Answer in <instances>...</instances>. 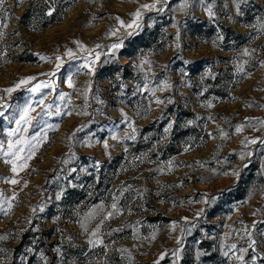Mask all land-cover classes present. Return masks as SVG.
<instances>
[{"label":"rangeland","instance_id":"1","mask_svg":"<svg viewBox=\"0 0 264 264\" xmlns=\"http://www.w3.org/2000/svg\"><path fill=\"white\" fill-rule=\"evenodd\" d=\"M0 33V264H264V0H5Z\"/></svg>","mask_w":264,"mask_h":264},{"label":"snow or ice","instance_id":"2","mask_svg":"<svg viewBox=\"0 0 264 264\" xmlns=\"http://www.w3.org/2000/svg\"><path fill=\"white\" fill-rule=\"evenodd\" d=\"M4 2H5V0H0V6H2V5L4 4ZM234 2H235V0H234ZM141 7L147 9V8H149V7H155V5H154V4H153V5L145 4V5H142ZM185 7H187V3H184V4L182 5V8H185ZM208 14H209V16L214 15V13L211 11V9L208 10ZM48 15H51V12H49ZM133 16H134V17H137V18L140 16V11H139V9L133 14ZM116 19L119 21V23H120L122 26L124 25V22L121 21V20H119L118 17H117ZM136 26L139 27V25H136ZM127 27H132V25H131V24H130V25H127ZM112 34H114V33H112ZM129 34L131 35V33H129ZM2 35H3V33H0V36H2ZM76 43L79 45V42H76ZM79 46H80L81 48H83L82 45H79ZM121 46H122V45H121L120 43H114V44L111 45V49L116 50V49H119ZM178 46H179V45H177V47H178ZM97 47H99V46H97ZM244 54H245V55H248L249 53H248L247 50H245ZM65 55L71 56V55H72L71 50L67 51V52L65 53ZM40 58H41L42 60H46V59H48L47 57H43V56H41ZM98 58H99V57L97 56V59H98ZM56 60H57V61H60V60H61V57H59V56L56 57ZM261 63H264V62H261ZM85 67H88V65H85ZM57 68H59V64H57ZM89 71H92V69L89 68ZM52 75H54V73H52ZM33 79H35V77H29V78H26V79L21 80L20 83H21V84H25V83H27L29 80H33ZM68 84H69V87H72V82H71V80L68 81ZM19 86H20L19 84L16 85V87H19ZM49 86H50L49 84H38V85H36L34 88L29 89V91H32V92H38V91H40V89H41L42 87H49ZM13 90H14V89L10 88V89H5L4 91L10 93V92H12ZM157 103H162V101L157 100ZM31 110H32V106H31L30 104H29V105H25L23 108H20V109H19L20 116H19L18 119H16V121H15L16 124H17V125H20L21 123H25V124H27V123H29L31 120L35 119V117H31V116L28 115V113H29ZM0 115H2V113H0ZM125 119H127V117H125ZM129 127L131 128L132 125L129 124ZM241 127H242V126H237V127H236V131H237V132H240V131H241ZM18 130H19V129L12 130V131H10V132L8 133V135H9V136H14V135L16 134V131H18ZM134 131H135V129H133V132H134ZM221 135L223 136L224 134L221 133ZM133 138H134V137H133ZM33 139H36V137H33ZM114 139H115V137H114ZM16 143L19 144V143H21V142L18 140V141H16ZM250 143H256V140H252V141H250ZM261 143H264V141H261ZM13 147H14V145H13V143L10 141V142H9V151H8L7 153H4V154H5V155H11V156L15 157L16 159H22V158H20V157H17V154H16L15 151H12ZM105 148H107V144H105ZM17 151H23V149H17ZM32 154H33L32 151H29V156H28V158H30ZM6 163H13V167H12V171H13V172H15V171L17 170V169H16V165H15V163H14L13 161H6ZM25 166H26V165H25ZM9 182H10V183H13V184L17 183L16 180H11V181H9ZM9 207H11V205H9ZM112 207H113V209H115V210L118 211V209L116 208V205H115V204H113ZM108 215L111 216V215H113V213H109ZM105 218L107 219V217H105ZM93 235L95 236L96 233H93ZM5 238H6V237L0 236V240L5 239ZM88 243H89V244H93L94 242H93L92 240H89ZM95 243H99V241H96ZM255 245H256V241L250 238L249 247H250V248H254ZM231 247H232V248H235L236 245L233 244V245H231ZM242 251H247V249H244V250H242ZM224 254L227 255L228 253L225 252ZM236 258H237V260H240V261H243V259H244V257H243L242 255H241V256H237Z\"/></svg>","mask_w":264,"mask_h":264}]
</instances>
